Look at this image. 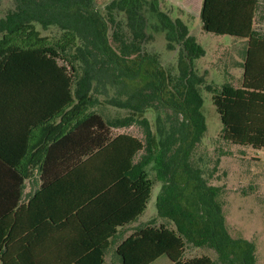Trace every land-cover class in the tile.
I'll use <instances>...</instances> for the list:
<instances>
[{
  "label": "trees",
  "instance_id": "16d2710c",
  "mask_svg": "<svg viewBox=\"0 0 264 264\" xmlns=\"http://www.w3.org/2000/svg\"><path fill=\"white\" fill-rule=\"evenodd\" d=\"M255 5L256 0H202L200 22L203 31L242 39L246 48L239 84L210 89L222 139L264 151V39L253 35ZM142 8V0H112L103 9L95 0H16L15 10L0 20V165L16 175V186L34 172L39 175L41 188L27 208L40 201L55 178L71 179L62 181L73 185L72 179L93 169L106 179L96 191L72 200L71 219H80L83 207H102L106 215L99 228L97 223L96 229L83 225L88 242L67 248L80 249L82 255L63 264H103L105 240L97 246L89 242L102 229L110 228L109 238L146 209L153 181L145 167L157 153L161 166L153 171L164 185L156 199L157 216L167 218L175 228L147 226L135 232L116 249L120 264H152L161 256L172 264H214L205 255L185 258L187 245H207L229 264H256L253 243L230 236L218 190L206 187L178 155L168 167L161 145H155L158 129L153 132L145 117L154 101L187 124L203 123L200 96L186 76L191 61L204 52L187 35L184 24L178 20L170 24L173 36L177 34L182 43L181 73L186 78L184 85H173L157 57L141 48ZM109 89L114 90L113 97ZM98 95H104L108 104L130 110L129 116L104 120L93 110ZM16 117L23 118L26 127L51 129L47 139L51 144L32 148L5 142ZM135 121L145 129L144 141L130 134L112 137V129ZM16 215L21 214L16 211ZM8 221V215L0 219V264H10L6 253L13 231ZM50 223L59 224L53 219ZM52 229L45 234L51 235ZM33 232L38 243L42 240L38 225ZM26 236L19 239L26 245L15 264H39L26 260L24 254L34 249Z\"/></svg>",
  "mask_w": 264,
  "mask_h": 264
},
{
  "label": "rangeland",
  "instance_id": "374dc122",
  "mask_svg": "<svg viewBox=\"0 0 264 264\" xmlns=\"http://www.w3.org/2000/svg\"><path fill=\"white\" fill-rule=\"evenodd\" d=\"M95 1L97 8L103 9L112 0ZM142 3L145 20L144 37L140 42L142 50L157 57L172 78L173 85H184L186 78L190 81V87L200 96L199 112L203 117V123L194 121V124H187L172 109L154 101L145 117L153 132L158 129L155 145H161L159 148L165 154L164 161L168 167L175 164L178 155L182 159L180 162H187L206 187L218 190L217 201L230 236L252 242L256 264H264V151L234 145L222 139L221 123L210 92V89L219 91L226 83L239 84L245 43L242 39L202 30V0H142ZM15 5L16 0H0V20L13 12ZM176 20L187 27V35L204 52L203 56L191 61L190 72L185 79L181 73L183 64L180 63L182 43L177 34L173 36L170 27ZM108 93L112 97L115 95L113 89H109ZM98 98L99 104L93 110L107 122L129 116L130 110L108 104L104 95H98ZM113 133L130 134L143 141L145 138L144 127L136 121L128 127L114 128ZM143 154L140 153L139 157ZM154 166H161L158 153L151 156L145 167L153 181L152 192L146 210L133 225L163 223L168 228H175L170 220L157 216L156 199L162 194L164 185L161 180H156ZM202 255L210 257L214 264H229L207 245H187L185 258ZM154 264L170 263L163 257Z\"/></svg>",
  "mask_w": 264,
  "mask_h": 264
},
{
  "label": "crops",
  "instance_id": "0c3cea01",
  "mask_svg": "<svg viewBox=\"0 0 264 264\" xmlns=\"http://www.w3.org/2000/svg\"><path fill=\"white\" fill-rule=\"evenodd\" d=\"M252 27L253 35L259 39H264V0H256ZM25 125L23 118L16 117L13 119L11 128H14V131L11 130V135L6 136L8 140L6 139L7 141L5 142H9L11 145H29L32 148L35 145L51 144L47 140L51 137V129L45 126L26 127ZM117 135L113 133L112 129V137ZM1 166L0 219L2 220L3 215H8V224L12 226L13 231V239L10 241L11 249L6 253V259L10 261V264L16 263V259L20 256V248L25 247L26 244L20 242L19 239L26 235L29 240L27 241V245L34 248L31 252H27L28 254H24L26 260H32L39 264H63L72 262L78 256H81L80 249L69 251L67 248L72 246H85V243L88 242V237L86 233L84 234L82 232L83 225L88 227V229L92 227L96 229L95 224L97 223L99 228L102 226L101 222L106 214L102 207H83L82 209L85 211L80 219H71L68 215L75 203L72 200L88 194L90 191H96L100 186L104 185L106 179L101 175L95 174L93 169L89 174L80 175L78 179H72L75 181L73 185H67L66 183H69V181H62L71 179L55 178L52 180V184L44 188V196L41 197L44 199L38 197L40 201L36 205L27 208L30 199L41 188L39 175L34 172L31 176L23 180L21 186H18V184L16 186V175L6 173ZM66 193H69L70 196L65 198L64 195ZM45 198H49L50 203ZM20 209L22 211H19ZM16 211L21 214L18 218ZM142 214L128 224L117 227L109 238H106L110 230V228H107L102 229L101 232L91 239L92 242L90 241L89 244H95V246L100 245L105 240L107 248L103 252V264H120V258L116 253L117 247L135 232L151 226L145 224L133 225ZM51 219L58 221V226L51 224ZM36 225H38V230L40 231L38 236L42 237V240L40 239L38 243L33 241V237L35 236L33 231ZM160 225L167 226L166 224L160 223L158 225L153 224L152 227H158ZM0 228L2 227L0 226ZM50 229L54 233H51V235L45 234ZM32 241L33 243H30ZM163 257L165 256L159 257L152 264L158 262ZM168 262L172 264L169 260Z\"/></svg>",
  "mask_w": 264,
  "mask_h": 264
}]
</instances>
